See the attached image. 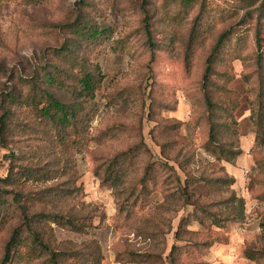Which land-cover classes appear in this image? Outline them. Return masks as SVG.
<instances>
[{
  "label": "trees",
  "instance_id": "1",
  "mask_svg": "<svg viewBox=\"0 0 264 264\" xmlns=\"http://www.w3.org/2000/svg\"><path fill=\"white\" fill-rule=\"evenodd\" d=\"M229 2L226 7L212 0H163L152 8L143 0L140 9L146 39L139 49L150 52V62L156 59L159 46L171 54L177 50L178 32L187 13L199 10L182 49L185 72L192 73L197 60L201 63L199 80L189 97L205 141L201 146L189 134L182 140L178 137L177 132L183 126L190 130L192 122L162 115L163 110L177 107L178 98L175 91H156L153 83L148 107L155 124L149 133L160 156L155 157L140 132L133 147L103 155L94 168L101 181L115 188L119 218L131 222L133 233L149 243L144 251L128 247L118 252L120 263H163L160 244L165 245L172 221L140 213L156 191L164 194L158 207L168 214L191 207L175 231L176 239L185 243H173L171 264H203L201 257L216 241L223 240L222 233L214 229H223L244 211V199L233 188L235 177L225 166L211 169L212 163L197 155L199 146L218 162H232L243 154L235 127L239 97L230 88L236 78V60L252 61L253 68L245 73L255 94L251 116L257 130L264 132V1L259 6L258 0ZM79 4L76 20L65 28L68 40L46 47L38 66L17 72L0 64V148L7 150L4 159L8 162L6 174L0 175V264H102L104 259L97 239L59 240L55 232V227H60L88 234L90 228L104 224L106 211L85 201L78 155L87 151L93 140L106 142L124 131V127L113 125L95 134L92 127L104 81L95 55L113 37L112 27L101 22L112 1L79 0ZM214 9L217 12L212 13ZM226 14L239 19L205 52L211 32L218 20L224 22ZM252 41L256 47L250 52ZM113 47L126 48L120 42ZM124 90L107 97L116 103L115 95L129 94ZM261 140L264 134L255 138L253 146L260 168L259 184L264 183V153L256 149ZM257 198L264 201V191ZM193 221L206 230L189 228ZM244 252L264 264V249L248 247Z\"/></svg>",
  "mask_w": 264,
  "mask_h": 264
},
{
  "label": "rangeland",
  "instance_id": "2",
  "mask_svg": "<svg viewBox=\"0 0 264 264\" xmlns=\"http://www.w3.org/2000/svg\"><path fill=\"white\" fill-rule=\"evenodd\" d=\"M111 1L112 6L107 10L106 18H101V22L112 27L113 37L107 40L95 55L104 73V81L103 88L97 96L100 101V110L92 127L95 134L113 125L124 127V131L106 142L93 140L88 150L78 155L82 175L80 183L86 192L85 201L89 206L95 205L104 209L107 219L104 224L90 228L88 234H78L60 227H55V232L59 240L72 239L83 242L93 238L97 239L104 255L102 264H123L116 260L118 252L128 247L144 251L149 248V243L133 233L129 226L131 222L129 223L125 217L119 218L116 190L111 183H104L95 175L94 168L97 161L103 158V155H112L120 150L133 147L140 138V132L143 133L144 140L155 157L160 156V148L149 133L155 124L154 114L149 113L148 107L150 103L148 93L153 83L156 91L160 89L175 91L178 98L177 107L174 110H163L162 115L177 118L185 123L192 122L190 130L183 126L177 132L178 137L182 140L189 134L197 145H201L205 138L203 127H198L196 124V110L194 111L189 97V91L191 93L199 80L201 63L197 60L192 73L185 72L184 50L182 49L188 41L192 23L199 11L198 8L190 15L187 13L188 17L178 32L177 50L171 54L164 47L159 46L156 59L150 62V52H142L139 49L144 46L143 42L146 39L140 9L143 0ZM162 1L147 0V5L154 8ZM212 1L225 3L226 6L230 3L229 1L234 0ZM261 1L264 0H258L257 6L261 5ZM79 9V0H0V64L8 70L21 72L31 66H38L46 47L60 46L68 40L70 35L65 32V28L76 20ZM215 12H217L216 9L212 11V13ZM229 16L226 14L224 22L218 20L217 27L211 32L210 39L203 47L205 52L223 30L231 27L239 19V17L230 18ZM127 37H129L128 41L125 39ZM115 42H120L126 48H114ZM250 44L248 49L252 52L256 46L253 41ZM204 57L205 55L202 54L201 59ZM251 64L250 60L247 62L234 61L236 78L230 84V88L239 97L240 106L235 113L237 120L235 127L239 131L238 146L243 149V154L232 162H218L213 154L201 147L202 145L197 149L200 159L212 163L211 169L225 166L228 173L235 177L236 183L233 188L237 195L244 199L245 204L244 211L238 213L236 219L228 222L223 229H214L222 233L223 240L216 241L209 252L201 257L203 264H263L261 261L248 258L244 252L248 247L257 250L264 249V201L257 198V195L264 191V187L261 186L264 183H257L260 168L255 161L253 147L255 138H261L264 132L257 130L251 116V101L255 94L249 88L250 84L245 78L248 69L253 68ZM122 90L129 94L126 97L122 94L115 95L117 102L111 103V99L107 96ZM156 91L154 90L153 93ZM256 149L264 153V140H261V144ZM6 152V149L0 148L1 176L7 171L8 162L4 159ZM201 190L205 193L204 189ZM163 200L164 194L156 191L140 213L161 219H171L173 229L165 235V245L160 244V249L164 251L162 264H171L170 249L173 243H185L176 239L175 231L180 218L187 215L191 207L168 214L158 207ZM94 223L98 224L99 219L96 218ZM135 223L142 225V222L138 220ZM166 228V224H163V229ZM189 228L206 230L203 225L195 221L191 222ZM3 241L4 237L1 239V242Z\"/></svg>",
  "mask_w": 264,
  "mask_h": 264
}]
</instances>
